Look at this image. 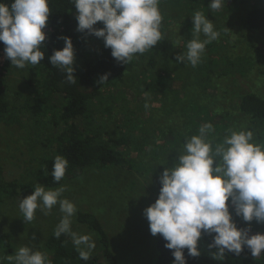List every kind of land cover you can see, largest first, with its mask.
Returning <instances> with one entry per match:
<instances>
[{
  "label": "rangeland",
  "instance_id": "obj_1",
  "mask_svg": "<svg viewBox=\"0 0 264 264\" xmlns=\"http://www.w3.org/2000/svg\"><path fill=\"white\" fill-rule=\"evenodd\" d=\"M237 1L225 0L222 9L213 13L208 8L209 5L202 1L196 3L194 0H160L161 13L170 18L167 20L169 29L166 36L169 43H174L173 50L159 59L158 64L150 62V58L141 60L128 72L122 83L114 84L104 92L106 98L104 97L105 101L103 98L101 107L103 104L109 105L107 99L115 96L118 98L110 106L111 111L103 108L102 110L104 115L109 114L107 126H119L131 138L126 151L128 158L133 160L135 170L132 172L115 168L99 170L94 167L61 185L66 187L62 198L68 199L77 209L72 218V230L80 235H89L95 242L96 247L91 254H98L97 238L94 232L77 223L79 211H89L101 220L110 236L112 251L118 264H154L157 256V236L151 234L149 222L143 215L144 210L155 203L160 176L166 168L174 166L179 153L183 152L184 141L190 139L195 130L198 135L199 128L210 123L211 118L209 108L197 104V99H191L194 95L191 97V92H188L187 88L183 91L181 87L179 81L195 74L187 68L188 65L193 67L190 63H182L176 59L178 54L182 55L178 47V42H181L176 40L186 28L189 31L193 30L191 15L199 10L215 24V30L220 33L219 42L215 46L218 51L215 55L205 52V58L214 61L223 56H230L233 60L237 56L251 55L257 61L258 51L260 55L264 53L262 51L264 32H248L241 27L239 21L241 11L254 4L255 0ZM200 36L205 37L203 34ZM225 36L228 38L227 41L224 40ZM2 60L0 68L7 60L6 55ZM196 66L200 67V63ZM258 67L257 63V71ZM237 77H240L239 74ZM27 80H32L33 83L37 81L31 75L29 65L24 69L13 66L8 73L10 101L17 109H13L9 117L0 121V164L3 167V179L7 183L16 181L22 184L21 186L25 185L24 187H35L32 171L37 169L38 160L44 158L46 149L37 138L39 136L36 135L30 115L22 108L25 103L28 104V101L32 100L37 86L36 82L29 86ZM241 84L245 89H250L249 86L254 84V79L241 78ZM262 85L261 90L264 92ZM254 87L258 88L256 85ZM160 102L162 104L158 108ZM187 104L188 109L183 110ZM151 111L155 116L150 124ZM40 120L43 121V118ZM157 120L158 123L161 120V124H156ZM182 122L188 124L187 127L183 126L185 132ZM234 123L236 127L227 131L225 129L227 122L219 118L213 119L211 124L214 131L209 136L213 146L222 143L231 131L240 130L252 131L253 143L261 145L258 142L262 141V138H258L252 129L247 130L246 126L249 124L247 121L232 119V125ZM155 126L159 129L155 130ZM149 132L153 141L146 140ZM167 132L166 135L162 134ZM143 140L144 146H137ZM26 197L28 196L20 192L16 197L6 196L4 199L0 220V264H9L6 257L14 255L20 247L26 246L46 254L44 250L46 239L63 216L57 205L48 215L38 209L34 219L26 223L19 209L20 200ZM230 212L238 228L240 221V224L251 228L252 235L255 234L254 231L264 230V224L256 221L250 224L245 222L242 217L235 215L231 207Z\"/></svg>",
  "mask_w": 264,
  "mask_h": 264
},
{
  "label": "clouds",
  "instance_id": "obj_2",
  "mask_svg": "<svg viewBox=\"0 0 264 264\" xmlns=\"http://www.w3.org/2000/svg\"><path fill=\"white\" fill-rule=\"evenodd\" d=\"M75 6L77 31L93 35L111 49L112 57L128 65L135 54H144L162 39L160 30L163 16L160 0H72ZM225 0H211L208 8L213 13L224 6ZM51 15L49 0H13L8 5L0 2V42L5 45L6 58L18 69L35 66L45 59L47 27ZM195 35L187 52L176 59L193 67L201 63L205 47L219 38L215 24L203 12L191 15ZM102 22L103 28L95 26ZM199 34L206 39L201 41ZM62 50H54L50 64L66 73L68 83H75V49L70 37ZM183 39V38H182ZM108 75L101 77L103 84ZM214 131L211 123L202 125L199 134L186 140L183 152L175 165L166 168L160 176V192L155 203L144 210L153 236L160 235L165 247L172 250L173 264H187L185 249L193 258L201 255L198 243L202 235L213 236L209 249H215L212 258L223 261L228 253L240 255L247 247L254 258L264 253V233L250 235L251 228L239 229L235 215L250 224H264V145L253 143L252 131H231L222 143L213 146L209 136ZM69 162L57 155L52 176L60 182L66 175ZM215 165V166H214ZM65 186L46 190L37 185L34 193L19 202L23 220L31 222L39 209L45 215L59 205L63 214L54 230V237L70 235L81 260H89L95 242L89 235L72 230V218L77 209L62 198ZM229 200L231 204H229ZM9 264H51L48 256L39 250L20 247L6 257Z\"/></svg>",
  "mask_w": 264,
  "mask_h": 264
},
{
  "label": "trees",
  "instance_id": "obj_3",
  "mask_svg": "<svg viewBox=\"0 0 264 264\" xmlns=\"http://www.w3.org/2000/svg\"><path fill=\"white\" fill-rule=\"evenodd\" d=\"M194 1L196 3L202 1L207 5L211 3V0ZM233 1L238 2L237 0ZM0 2L10 5L13 0H0ZM49 7L51 15L47 27L44 29L47 39L45 47L42 48L45 59L35 66L29 65L31 75L37 80L35 81L37 86L32 95V100L22 106L26 110L25 112L30 115L36 135L39 136L37 138L46 149L44 158L38 160L37 169L32 171L36 186L57 188L63 185L65 181L78 177L87 169L94 167L99 170L115 168L127 172L134 171L135 165L133 160L128 158L127 153L131 138L119 126H107L109 114L104 115L102 110V108L110 110L113 101L118 98L115 96L107 99L109 105L103 104L102 107L101 102L105 97L104 92L114 84L122 83L128 72L135 68V65H138L141 60L150 58V62L158 64L159 59L173 50L174 43H169L166 36L169 29L167 20L170 18L162 14L161 41L144 54H135L134 59L125 65L118 63L112 57L111 49L105 47L102 39L89 35L87 31L84 33L77 31L78 22L75 18L77 10L72 0H49ZM241 12L239 21L244 30L252 33L264 32V0H255L254 4L247 6ZM95 27L103 28L104 25L100 22ZM60 37H70L73 41L76 61L74 65L75 83H68L66 73L53 67L49 62L54 50H62L65 46ZM193 38L195 35L192 30L189 31L187 28L181 36L177 37L176 41L181 42H178L181 53L187 52V44ZM199 39L203 41L206 37L202 38L199 34ZM227 39L225 36L224 40L227 41ZM218 42L219 38L217 41H212L206 45L200 67L188 65L187 68L190 72L193 71L195 76H189V78L179 81L181 87L183 91L187 88L188 92H191V97L194 95L191 99H197V104L209 108L211 111V118L208 117L210 123L214 118H219L227 122L228 125L225 129L228 131L229 128L236 127V123L232 125V119L245 120L249 123L246 126L247 130L252 129L258 138H262V141L258 143L264 145V92L261 90V85H264V53L260 55V51H258L259 59L257 61L251 55L237 56L233 60L230 56H223L214 61L211 58H205V52L216 54L218 48L215 46ZM4 49V43L0 42V58ZM262 51L264 52V42L262 43ZM207 59H210L209 62H205ZM257 63L259 64L258 71L256 70ZM13 66L7 59L4 66L0 68V121L9 117L13 109H17V106H13L14 104L10 101V91L7 84L8 73ZM237 74L240 77H237ZM104 75H108V81L101 84L100 79ZM241 78L245 80L254 79V84L249 86L250 89H245L241 84ZM27 83L29 86L34 84L32 80H27ZM255 85L258 88H255ZM15 95L19 96L18 94ZM162 102L158 108L161 107ZM187 109L188 104L183 110ZM153 111H151L149 119L150 124L155 116ZM119 113L121 117V112L119 111ZM41 117L43 121L40 120ZM156 124H161V120L159 123L157 120ZM181 125L183 130V126H188L186 122H182ZM146 126H148L147 123ZM157 126L154 127L155 130L159 129L156 128ZM196 133L195 130L192 134L195 135ZM162 134L166 135L168 132ZM146 140L153 141L150 132L147 134ZM144 142L145 140L139 142L137 146H144ZM57 155L66 158L69 162L66 175L60 182H55L51 174ZM21 185L16 181L7 183L3 179V167L0 164V220L6 196L16 197L20 192L25 196H30L34 193L36 186L24 187L25 185ZM160 188L161 185L159 184L157 199ZM76 221L95 233L98 254H91L87 261L81 260L71 236L62 234L59 239H56L53 235L54 229L44 245L45 253L48 255L51 264H118L112 251L110 236L101 220L89 211H79ZM238 225L240 226L239 229L248 228L240 224V221H238ZM253 233H264V230ZM214 235L207 233L202 235V239L198 243V249L201 253L199 257L188 256V250H184L187 264H264V253L254 258L247 247L240 255L228 253L223 261L213 259L212 256L216 250L209 249L208 245L213 243ZM165 244L166 241L163 237L157 235V256L154 264H173L172 250L167 249Z\"/></svg>",
  "mask_w": 264,
  "mask_h": 264
},
{
  "label": "built area",
  "instance_id": "obj_4",
  "mask_svg": "<svg viewBox=\"0 0 264 264\" xmlns=\"http://www.w3.org/2000/svg\"><path fill=\"white\" fill-rule=\"evenodd\" d=\"M4 55H5V52L3 51V52H2V55H1V58H0V65H1L2 62H3L2 58H3Z\"/></svg>",
  "mask_w": 264,
  "mask_h": 264
}]
</instances>
